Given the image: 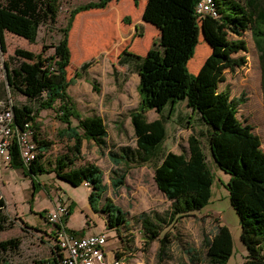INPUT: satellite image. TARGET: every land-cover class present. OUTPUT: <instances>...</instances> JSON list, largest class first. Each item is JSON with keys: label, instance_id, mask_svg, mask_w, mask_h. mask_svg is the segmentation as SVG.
Returning a JSON list of instances; mask_svg holds the SVG:
<instances>
[{"label": "trees", "instance_id": "16d2710c", "mask_svg": "<svg viewBox=\"0 0 264 264\" xmlns=\"http://www.w3.org/2000/svg\"><path fill=\"white\" fill-rule=\"evenodd\" d=\"M64 0H0V46L6 52L5 33H11L35 44L39 31L44 26H54ZM99 0L75 7L70 11L66 26L61 29L62 38L55 45L51 57L18 48L11 62L6 63V76L10 89L22 94L30 102L38 104L14 105L15 125L23 129L31 123L35 131L37 159L28 168L24 166L19 148H11V167L22 169L25 175L34 176L48 172L74 187L89 183L92 191L89 204L94 212L107 215L106 227L121 231L128 224L127 213L113 204L107 196L108 185L104 172L95 163L78 165L83 157L84 141L94 142L102 155H107L113 164L111 187L118 193L127 185L130 172L146 164L155 163L154 181L168 201L167 214L172 224L204 209L212 197L213 173L207 162L202 142L191 135L188 150L180 154L169 152L161 155V145L167 138L162 119L149 122L147 113L161 112L167 105L187 101L189 108L199 113L209 128L207 143L216 165L231 176L228 183L231 204L241 220V240L248 255L244 264H264V149L261 137L254 127L239 118L245 95L232 97L229 89L220 91L226 81L227 70L233 72L244 67L246 57L234 55L248 52L244 39L231 40L233 34L242 38L248 31L259 52L261 81L264 91V0H214L219 17L199 18L196 6L200 0H148L143 21L159 33L145 54L124 48L118 63L133 64L139 75L138 93L140 103L131 115L136 147L109 149L108 132L100 116H82L68 90L74 83L69 78V68L74 63L71 50V35L77 17L84 12L103 10L112 2ZM138 7L140 0H134ZM129 23V19H124ZM139 32L140 28L136 26ZM142 37L144 34L139 33ZM206 43L210 54L196 58L200 40ZM206 55V56H205ZM91 62L82 65L86 70ZM199 68L195 72L196 68ZM192 70V71H191ZM254 78V80H253ZM256 83L255 77L251 78ZM251 85L255 88V86ZM96 92H100L97 85ZM264 102V99H263ZM58 105V106H57ZM53 110L66 125L58 137L70 143L67 151L54 160L45 162L46 154L54 142L43 136L39 114ZM73 119L78 121L73 124ZM34 185L35 182H34ZM0 198V231L10 227L11 221ZM70 215L72 213L69 208ZM147 237L146 244L158 241L157 264L167 259L170 245L169 234H162L167 218L157 214L143 213L140 216ZM79 234L84 232H78ZM83 235V234H82ZM20 240L13 238L0 242V254L16 252ZM204 261L196 254L191 261L199 264H227L234 251V241L227 226H219L212 238H205ZM117 258L123 257L118 252ZM46 264H58L55 252ZM35 264L42 262L35 261Z\"/></svg>", "mask_w": 264, "mask_h": 264}, {"label": "rangeland", "instance_id": "374dc122", "mask_svg": "<svg viewBox=\"0 0 264 264\" xmlns=\"http://www.w3.org/2000/svg\"><path fill=\"white\" fill-rule=\"evenodd\" d=\"M82 2L83 0H64L57 24L41 27L35 44H31L26 39L11 33H5L6 52H3L0 46V102L12 100L15 105L28 104L35 108L39 106L30 102L22 94L10 89L5 65L11 62L15 50L18 48L32 51L35 54H40L44 50L45 56L51 57L55 52V45L62 38L61 29L66 26L70 11ZM126 19H129V23H125L127 29H125L126 26L123 23L121 30L124 34L123 37L128 39H126V44L119 37L116 28L97 29L100 33L92 31L87 37L86 44H91L94 47L101 40L104 44L101 50L104 53H97L95 57L91 58V66L86 70H81L83 63L77 60L69 68V78L74 83L69 87L68 92L77 104L79 113L84 117L90 114L93 108L107 102V98L112 97L113 94L111 93L114 91L112 66L113 63H116L120 52L124 48H129V50H134L138 54H145L152 43L158 40L159 33L156 28L146 30L145 34V29L138 24L134 25L131 17H126ZM136 26L140 28L139 32L136 30ZM139 33L145 36L140 37L138 36ZM71 36V47L74 48L76 41L73 38V33ZM230 39H244L247 42L248 52L234 55L235 58L246 57L247 63L244 67L237 68L233 72L227 70L226 81L220 85V91L227 88L232 97L245 95L246 102L240 108L239 118L254 127V132L262 139L264 149V91L261 81L259 52L253 41L251 31L246 32L242 38L231 34ZM204 52L206 55L210 54L209 48H206V43L201 39L196 50V58H201ZM127 72L128 78L134 73L133 70ZM252 77L257 79L256 83L252 82ZM251 82L255 88L251 85ZM131 84L132 86L129 87L133 89L135 82L131 81ZM95 85L100 87L99 89H104V94L96 92ZM137 88L132 91L133 95H128V102L132 104L136 103ZM137 94L139 95L138 92ZM120 115L116 117L105 115L110 137L119 144L135 148L136 138L131 119L128 114ZM38 121L42 126L43 136L54 142L52 149L46 154L45 162L47 163V161L54 160L59 155L64 154L70 143L58 137L59 131L65 128L66 125L59 120L55 111L42 110ZM73 124L77 125L78 121L73 119ZM118 127L122 128V132ZM183 134L186 135L187 141L188 132L181 133L180 136L176 133V138L174 140L168 139L166 143L165 140L160 146L161 155L171 149L174 152H180V148L171 147L177 139L179 141L183 139ZM167 145L170 146L169 149ZM204 149H207L206 144H204ZM205 154L213 173L211 200L204 209L172 224L167 216L171 202L159 191L154 181V162L145 167L133 169L127 178L126 187L118 193H114L110 180L112 169L110 159L107 155H102L94 143L84 141L83 157L78 165L92 162L103 170L104 181L109 188L107 196L114 205L119 206L128 214V224L124 225L120 232L107 229L106 214L96 213L93 209L84 212V209L89 206L91 187L88 188L83 185L74 187L66 181L56 178L55 174L52 176L48 172L38 173L34 176L24 174V177L16 171L14 179L1 185V187L3 186V193L8 199L9 206L6 214L11 221V225L7 230L0 231V242L18 238L21 244L16 252L0 254V264H35V261L46 264L45 262L51 257L50 248L45 247V245L42 248L41 246L44 243H40L39 238L44 240L46 236L40 231L48 226L46 214L54 209L55 206L52 207L54 204L71 208L72 213L67 219V227L70 230L75 229L73 231L84 232L81 233L83 235L108 232L111 235L108 250L123 255L125 264H157L159 243L155 241L150 245L146 244L147 237L140 220L143 213L157 214L162 218H167L168 223L165 225L162 234H169L170 245L167 249V259L163 264H199L191 261L194 254L204 261L206 257V250L203 248L204 239L207 237L212 238L221 225L230 229L234 241L233 255L227 264H244L248 251L241 240V220L231 204L230 192L227 187L231 176L216 165L210 151L206 150ZM8 176L11 177L9 174ZM34 182L36 185H34ZM19 212L24 213V220L27 223H25ZM30 226L35 227V229H31ZM37 232H40V234Z\"/></svg>", "mask_w": 264, "mask_h": 264}, {"label": "crops", "instance_id": "0c3cea01", "mask_svg": "<svg viewBox=\"0 0 264 264\" xmlns=\"http://www.w3.org/2000/svg\"><path fill=\"white\" fill-rule=\"evenodd\" d=\"M99 0H83L81 5H85L91 2H98ZM148 0H140V4L137 7L135 5L134 0H121L119 2H112L110 3L107 8L103 9V10H92V11H88V12H84L81 13L77 19H76V23H75V27L73 30V34H74V40L76 41V46L73 48L71 47L72 50V59L73 62L75 60L80 61L81 63H86V62H90L92 61L91 58L95 57V55L97 53H104V51H102L101 49H103V42L100 40L99 42H97V44L92 47L91 44H86L87 42V37L88 35L92 32V31H97L98 30H106L108 29H113L116 28L118 29V35L120 38H122V41L124 42V44H126L127 40L125 39L122 30V24L126 26L124 19L126 17H131L133 19V24L136 25L138 24L139 26H141V28L145 29V34H146V30H152L155 29L153 26H151L150 24H147L143 21V14L145 11V7L147 4ZM78 7V6H77ZM136 18V19H135ZM98 29V30H97ZM127 29V26L126 28ZM100 33V32H99ZM132 35V34H131ZM127 36V35H126ZM145 36V35H144ZM71 40H72V36H71ZM72 44V41H71ZM134 51V50H133ZM121 53V52H120ZM142 54V53H139ZM118 58L116 59V63H113V80L112 83L114 84V91L112 95V97L107 98L108 100H106L107 102L103 103L101 106L97 107V108H93L92 112L86 116H100L104 119L106 125L107 122L105 120V115L107 116H113L116 117L118 115L122 116V115H126L128 114L129 118L131 113L138 108L139 103H140V96L137 94L136 92V103L132 104L130 102H128V95H133V92L135 90V88H137L139 86L140 83V78L139 75L136 73L135 70V66L133 64H125V65H121L118 63ZM82 64V65H83ZM198 67L195 69V72L198 71ZM128 70H133L134 73L131 74V77L128 78ZM131 81L135 82V87L132 89L129 86H132ZM100 88V87H99ZM138 90V88H137ZM104 89H100V93L102 92V94H104ZM91 99L89 98V101ZM77 105V104H76ZM127 110H129L128 112H126ZM126 112V113H125ZM125 113V114H122ZM147 117H148V121L149 122H153L159 119H162L165 123L166 126V130H167V139L165 141V143L168 141V139H175L176 138V133H178V135L180 136L181 133H187L188 132V137H187V141H186V135L183 134L182 137L183 139H181L179 141V139H177L175 141V143H173L174 145L171 147L173 148L174 146L180 148V152H174L171 150L167 151V153L169 152H174L177 154L182 153L183 151L188 150V142H189V137L191 135H195L197 137L200 138L202 145H203V149H204V144H206V148L204 149V152L206 150H209L208 147V143H207V134L209 132V128L204 124V122L202 121L199 113L194 112L191 108H189L187 101H179L177 103H172L167 105L161 112H157L155 110H152L150 112L147 113ZM131 119V118H130ZM119 123V122H116ZM118 129L122 132V128L118 127ZM170 131V133H169ZM107 132H108V144H109V149L114 148V150H118L122 147H126L127 145H122L119 144L118 142H115L114 140H112V138L110 137V133H109V128L107 125ZM169 133V134H168ZM204 140V142H203ZM92 143H94L92 141ZM164 143V145H166ZM95 144V143H94ZM84 146V144H83ZM97 147V146H96ZM168 149L170 146H168ZM98 148V147H97ZM99 150V148H98ZM206 155V154H205ZM108 157V156H107ZM207 159V156H206ZM207 162L209 164V161L207 159ZM112 163V162H111ZM148 164L142 166L145 167ZM112 168H113V164H112ZM141 168V167H139ZM112 170V169H111ZM14 171V172H13ZM18 171L19 173H21L24 177V173L22 169H14L13 167H11L10 164H7L6 162L0 160V194L3 196L5 202H6V209H5V214L7 213L8 210V199L6 197V195H4L3 193V186L1 187V185H3L4 182H8L9 180L14 179V175L15 172ZM11 175V177L8 176ZM52 176L54 174H51ZM154 176V174H153ZM85 187V185H83ZM89 188V187H88ZM90 194V193H89ZM12 204L13 201L11 200ZM88 207H86L84 209V212H88L90 211V209L92 210L90 204L88 203ZM53 206H57L56 204L52 205ZM20 213V212H19ZM20 215L23 217L24 220V213H20ZM24 215V216H23ZM25 221V220H24ZM45 222V220H44ZM25 223H27L25 221ZM46 225V222H45ZM68 226V225H67ZM31 229H35V227L30 226ZM81 229V228H80ZM75 230V229H73ZM77 230V229H76ZM43 231V230H42ZM40 231V232H42ZM40 232H37L40 234ZM44 243L40 244V246L43 248V245H45V247L50 248V243L48 238L45 236L44 240L41 239L40 243ZM51 252V257H52V250L50 249ZM50 257V258H51Z\"/></svg>", "mask_w": 264, "mask_h": 264}, {"label": "built area", "instance_id": "2783aa9c", "mask_svg": "<svg viewBox=\"0 0 264 264\" xmlns=\"http://www.w3.org/2000/svg\"><path fill=\"white\" fill-rule=\"evenodd\" d=\"M196 13L199 18L219 17V9L214 0H200ZM14 105L12 100L0 102V160L10 164V151L16 144L23 164L28 168L38 155L35 131L31 123L25 124L23 129L15 125ZM84 185L90 187L87 182ZM69 215L68 207L55 206L46 214L48 226L42 231L49 240L52 253L58 256V264H125V257L117 258L112 250H108L111 236L108 232L79 234L67 227Z\"/></svg>", "mask_w": 264, "mask_h": 264}]
</instances>
